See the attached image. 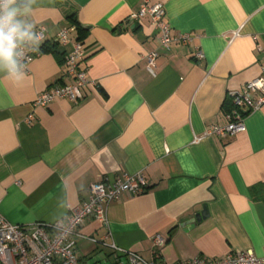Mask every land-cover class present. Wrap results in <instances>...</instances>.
Segmentation results:
<instances>
[{
	"label": "crops",
	"instance_id": "obj_1",
	"mask_svg": "<svg viewBox=\"0 0 264 264\" xmlns=\"http://www.w3.org/2000/svg\"><path fill=\"white\" fill-rule=\"evenodd\" d=\"M144 1L14 0L22 37L42 26L47 38L27 73L10 72L11 48L0 54V215L25 227L64 221L92 184L141 174L143 194L111 203L105 224L83 222L81 259L114 263L116 249L164 264L263 256L264 106L245 112L244 132L204 134L227 123L232 91L264 78V0H149L164 6L172 37L193 35L169 49L149 16L128 22ZM62 29L82 43L90 84L77 103L35 107L71 83ZM153 51L155 75L144 59Z\"/></svg>",
	"mask_w": 264,
	"mask_h": 264
},
{
	"label": "built area",
	"instance_id": "obj_2",
	"mask_svg": "<svg viewBox=\"0 0 264 264\" xmlns=\"http://www.w3.org/2000/svg\"><path fill=\"white\" fill-rule=\"evenodd\" d=\"M12 4H5L0 0V17ZM149 16L151 25L160 35L162 48L169 49L177 41L188 44L193 35L190 33L171 36V27L164 21L166 12L162 4H151L145 0L137 14L132 15L129 21ZM17 30L12 32V28ZM0 31L5 36L11 34L15 59L10 67L14 74L27 73L31 62L39 55L40 45L47 38L45 27H37L34 41L22 37L16 22H1ZM69 29H62L57 35L61 46L70 45L65 64L67 75L71 83L65 86H54L42 92L34 101L35 107H47L57 100H67L77 103L83 96V90L90 84L87 69L83 68L86 51L81 42L71 43ZM235 33L234 36H237ZM4 45L8 46L7 43ZM158 57L156 51L145 55L146 68L150 74L155 75V61ZM197 60L204 59L202 51L195 54ZM233 111L227 116V123L214 125L208 128L205 136L225 137L235 135L246 130L245 112L258 111L264 106V78H258L244 85L239 91L230 93ZM32 116L29 117L30 120ZM202 137H197L196 142ZM147 190L146 181L141 174L124 176L112 181L94 183L90 186V197L71 210L64 221L55 223L36 222L29 227L8 222L0 215V264H103L105 258L83 260L77 252L76 236L83 222L94 218L101 223H106L107 207L124 196L136 197ZM164 240L158 236L156 245L163 244ZM115 248V247H114ZM114 263L109 264H164L159 261L146 260L135 252L116 249ZM179 264H264V255L257 256L253 251H239L230 253L219 260H193Z\"/></svg>",
	"mask_w": 264,
	"mask_h": 264
},
{
	"label": "clouds",
	"instance_id": "obj_3",
	"mask_svg": "<svg viewBox=\"0 0 264 264\" xmlns=\"http://www.w3.org/2000/svg\"><path fill=\"white\" fill-rule=\"evenodd\" d=\"M5 4H12L14 3V0H4ZM16 15V10L14 8L8 9L5 12L4 17H0V22L8 21L11 22ZM17 29L15 27L12 28V32H15ZM7 43L8 49L4 48V44ZM12 46V37L11 34L8 36H5L2 31H0V54H3L5 56L10 55V48Z\"/></svg>",
	"mask_w": 264,
	"mask_h": 264
},
{
	"label": "water",
	"instance_id": "obj_4",
	"mask_svg": "<svg viewBox=\"0 0 264 264\" xmlns=\"http://www.w3.org/2000/svg\"><path fill=\"white\" fill-rule=\"evenodd\" d=\"M207 215L206 210L204 212H202L200 215L197 216V220L200 221L202 219H204Z\"/></svg>",
	"mask_w": 264,
	"mask_h": 264
}]
</instances>
